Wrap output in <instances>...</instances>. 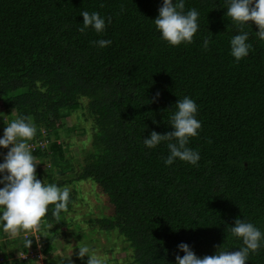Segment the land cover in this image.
<instances>
[{
  "label": "trees",
  "instance_id": "trees-1",
  "mask_svg": "<svg viewBox=\"0 0 264 264\" xmlns=\"http://www.w3.org/2000/svg\"><path fill=\"white\" fill-rule=\"evenodd\" d=\"M162 5L163 0H0V138L7 123L31 117L37 131L27 143L37 178L60 188L73 180H94L99 187L92 190L106 196L114 211L91 223L118 231L131 249L129 264H177L176 255L185 254L181 243L200 258L215 255L217 246L237 251L244 246L230 231L237 218L264 237V40L256 34L259 28L253 21L243 25L252 49L237 62L230 41L241 28L226 15L228 0H185V11L199 12V27L192 43L178 46L165 41L154 24ZM83 11L98 12L105 31L89 27L81 33ZM100 39L112 44L91 43ZM185 96L198 106L202 127L187 147L198 151L200 160L192 165L177 158L166 165L167 142L149 149L143 141L152 131H174L170 117ZM74 111L94 121L92 148L85 150L83 163H74L62 134L72 131L66 118ZM47 160L52 165L44 169ZM68 171L73 174L65 178ZM57 174L64 175L57 179ZM73 191L67 208L81 192ZM54 208L49 205L36 232L44 235L42 227L51 223L66 242L65 211L57 218ZM75 233L80 237L82 229ZM11 236L0 223L5 256L0 264H29L19 252L29 254L39 244L48 264H69L61 256L47 259L54 237L37 241L33 229ZM26 240H32L30 248ZM68 240L77 244L76 238ZM8 243L16 250L6 251ZM77 259L83 264L88 256ZM246 264H264V238Z\"/></svg>",
  "mask_w": 264,
  "mask_h": 264
},
{
  "label": "clouds",
  "instance_id": "clouds-1",
  "mask_svg": "<svg viewBox=\"0 0 264 264\" xmlns=\"http://www.w3.org/2000/svg\"><path fill=\"white\" fill-rule=\"evenodd\" d=\"M83 27L81 33L89 27L97 33H103L106 28L105 19L98 13L83 11ZM227 17L241 28V34L235 35L231 41V55L239 62L249 55L252 44L247 43L249 34L243 32V25L249 21L255 22L259 31L256 32L260 40H264V0H228ZM199 12L192 8L185 11V0H163L159 8V15L154 20L156 29L162 38L170 45L178 46L182 42L192 43L193 37L198 31ZM111 23V18H108ZM101 48L112 44L111 40L100 39L91 42ZM209 40L205 39L204 48L207 50ZM160 93H156L158 98ZM152 102H155L153 100ZM175 112L170 117V125L174 131L160 134L152 131L150 138H144V145L151 149L167 142L169 155L165 160L166 165H172L179 158L181 161L197 165L200 160L198 151L187 147L189 138L198 135L201 122L196 119L198 106L195 100L185 96L179 99L175 105ZM156 122V121H154ZM37 129L31 122V117H22L7 123L3 138H0V147L9 149L4 156V162L0 163V173H6L0 178V223L3 230L16 235L20 230L36 228L42 218L48 212L49 205H55L53 216L59 217L62 211L67 210L70 190L67 187L61 189L55 184L41 182L36 176V161L31 153L27 141L31 140ZM11 146V147H9ZM233 236L243 240V247L237 251H226L223 246H217L215 255L198 257L186 243L178 245L180 251L185 253L183 257L176 255L177 264H246L249 254L255 253L261 247L262 233L252 223L240 218L235 220V226H231ZM32 240H26L25 246L31 247ZM80 259L88 256L87 264H106L100 256L91 253L88 246L78 245ZM40 249L41 246H38ZM41 253V257L44 258ZM71 264V261H69Z\"/></svg>",
  "mask_w": 264,
  "mask_h": 264
},
{
  "label": "rangeland",
  "instance_id": "rangeland-1",
  "mask_svg": "<svg viewBox=\"0 0 264 264\" xmlns=\"http://www.w3.org/2000/svg\"><path fill=\"white\" fill-rule=\"evenodd\" d=\"M11 115L16 116L14 109ZM5 118H7V116ZM66 120L68 122L66 123V127L73 129L69 134L68 131L64 129L62 134H64L66 141L70 143L69 148L72 151L71 154L74 156V163H83L85 150L92 148L91 143L93 139L94 121L91 117L84 115L83 111L72 112ZM85 128L87 130L83 132ZM62 139L63 137L61 140ZM7 152L8 150H6V148L0 147V163L4 162L2 157L4 153L6 154ZM36 159L40 162L41 158L37 157ZM50 165H52L51 160H47V162L43 164V167L45 169ZM50 170L56 171L53 167ZM69 174L72 176L73 172L68 171L65 175L57 174L58 176H56V178L59 179V176L63 177V175L66 176L65 178H69ZM41 180L45 183L48 182L46 177H41ZM87 185L88 190L85 189ZM91 186L95 189L99 187L92 179L73 180L72 183L64 186L70 190V193L74 192V188H76L77 191H81L77 193L79 197L73 201L71 207L67 208L62 217L66 222V226H64L67 231L66 242L63 231L61 229L58 231L52 230L54 225L51 223L48 226L45 225L42 227L41 230L44 235H39L38 232H36L39 224L36 228H33V231L36 233V239L40 241L44 236L50 239L54 237L51 242L52 251L50 255L52 256L47 255V259L61 256L71 261V264H80L77 263V256L79 253L78 245L81 243L83 246H88L91 253L103 258L106 264H129V261H131V249L128 243L119 235L118 231H104L100 229L98 223H91L92 219L96 220L97 218L108 216L114 211L113 206L108 202L106 196L102 195V193L96 194V191L92 190ZM80 229H82V234L78 237L75 232H78ZM19 232L11 237L19 235ZM69 238H76L77 244H73L74 242L72 240L69 242ZM38 246H40V244ZM13 247L14 244L8 243L5 249L9 252L15 249H13ZM37 254H41L38 247L31 250L29 254H20L19 252L21 257L29 258V264H48V262L45 261L46 255L43 258L41 256H36ZM4 259L5 256L0 252V262ZM81 263L87 264V261L82 260Z\"/></svg>",
  "mask_w": 264,
  "mask_h": 264
}]
</instances>
